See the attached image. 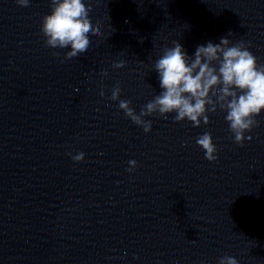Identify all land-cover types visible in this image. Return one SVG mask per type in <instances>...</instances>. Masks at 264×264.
Wrapping results in <instances>:
<instances>
[{"label":"clouds","instance_id":"clouds-1","mask_svg":"<svg viewBox=\"0 0 264 264\" xmlns=\"http://www.w3.org/2000/svg\"><path fill=\"white\" fill-rule=\"evenodd\" d=\"M16 2L22 7L30 4V0ZM90 11L91 6L85 0H50V13L43 16L40 29L45 46L70 48L65 54L66 59L87 52L91 44L89 36L104 35L102 26L92 23ZM231 34L221 37L219 43L209 41L206 45H198L192 56L178 41H174L172 47H164L153 66L162 91L139 113L131 107L130 100H120L119 83L112 87L110 99L119 100V109L145 133L152 130V121L145 117L158 115L168 119L169 114L175 113L173 122L187 120L198 128L210 123L209 113L226 112L225 120L234 142L243 146L246 139L252 140L251 135L245 134L259 126L257 117L264 112V64L258 63L257 57L249 50L250 42L240 40L232 44L228 38ZM125 64L121 60L113 63L112 67L121 69ZM101 75L107 77L108 72L103 71ZM100 95H105L103 89ZM196 143L209 162L218 159V148L211 132L198 135ZM84 158L83 152L72 156L77 163ZM128 163L130 167L127 170L134 171L137 162L130 160ZM218 264L239 262L232 256H224Z\"/></svg>","mask_w":264,"mask_h":264}]
</instances>
